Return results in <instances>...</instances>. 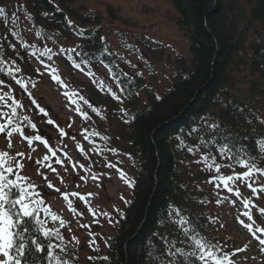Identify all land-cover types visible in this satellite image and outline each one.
Segmentation results:
<instances>
[{"label": "rangeland", "instance_id": "374dc122", "mask_svg": "<svg viewBox=\"0 0 264 264\" xmlns=\"http://www.w3.org/2000/svg\"><path fill=\"white\" fill-rule=\"evenodd\" d=\"M73 4L104 16L103 38L110 50L118 56L125 70L146 87L154 88L159 96L171 87L180 63L190 61L188 38L177 25V11L172 0H73ZM24 6V0H0V8L4 10L0 12V66L4 65L7 72L19 76L9 87L0 88V96L4 97L0 100V112L7 114L11 107H20L24 119L21 123L24 127H20L24 135L14 132L9 137L7 131L11 129L0 133V152L8 153L6 159L24 165L19 174L38 186L36 190L44 201L39 212L40 225L45 230H53L54 237L58 231L64 238L57 240L52 249L56 261L95 264L100 257L106 256L108 244L117 234L119 218L130 201L136 179L130 143L124 140L131 111L104 66L98 69L74 67L70 55L80 41L76 38L64 40L56 35L48 41L43 40L25 16ZM139 36L160 43L164 50L149 52L139 44ZM7 45L11 47L7 49ZM23 47L28 48L26 62L18 63L16 55ZM48 49H51L48 53L51 59L43 55ZM45 64L49 67L45 68ZM53 68L69 86V92L90 98L92 107L87 109V119L63 95L65 89L51 79ZM17 80L27 88L21 87ZM40 108H44L46 114L41 113ZM17 117L13 116V121ZM49 120L53 123L49 124ZM28 123L30 126L26 128ZM31 124L36 128H31ZM61 129L65 133L63 137ZM37 134L48 140V146L34 139ZM26 136L33 137L31 143ZM49 148L57 152L63 164L56 163ZM46 156L50 160H45ZM205 157L191 151L183 155L181 165L203 176L201 188L209 194L208 214L216 226L215 255H226L225 264H264V246L259 244L264 233L253 235L240 222L243 219L252 223L254 229L264 228V220H258L264 216L263 177L253 172L252 179L260 181L253 184L257 188L255 193L248 187L251 181L246 178L229 182L232 189L229 191L214 178L242 176L243 173L220 165L217 171ZM49 163L55 172L47 166ZM49 181L52 188L48 187ZM73 192L84 199L72 196ZM64 193L69 195L65 197ZM44 208L48 209L47 215ZM244 212L250 213L252 220L243 216ZM52 215L57 217L55 222ZM4 259L0 255V260ZM208 264L214 261L208 258Z\"/></svg>", "mask_w": 264, "mask_h": 264}, {"label": "trees", "instance_id": "16d2710c", "mask_svg": "<svg viewBox=\"0 0 264 264\" xmlns=\"http://www.w3.org/2000/svg\"><path fill=\"white\" fill-rule=\"evenodd\" d=\"M24 1V14L43 40L76 38L80 44L71 52L72 62L90 56L91 62L82 66H104L118 88L117 81L123 82L120 93L131 111L124 140L130 143L136 179L117 234L95 264H189L192 252L199 255L197 241L214 246L217 238L208 214L209 194L201 188L203 176L182 168L183 155L197 151L213 167H232L241 174L247 168L217 150V145L229 144L240 158L264 169V0H172L191 58L180 63L171 87L160 96L119 63L103 38L101 13L76 8L73 0ZM138 41L151 53L164 50L145 36ZM27 52L23 47L16 61L26 62ZM4 68L0 66V88L19 77ZM88 102L92 104L90 98ZM17 115L14 125L24 127L20 107ZM253 172L264 179V173ZM24 226L29 229L26 239L35 236L46 244L35 217L24 218ZM51 242L55 245L57 239L53 236ZM47 251L45 246L36 252L29 241L21 264H49ZM51 264L61 263L53 255Z\"/></svg>", "mask_w": 264, "mask_h": 264}, {"label": "snow or ice", "instance_id": "6c2138e0", "mask_svg": "<svg viewBox=\"0 0 264 264\" xmlns=\"http://www.w3.org/2000/svg\"><path fill=\"white\" fill-rule=\"evenodd\" d=\"M3 11L4 10L0 8V12ZM50 52L51 49H48L45 53H43V55L48 56V59H51V56L48 55V53ZM105 54H107L106 49ZM77 55L80 54L78 53ZM90 62V56L87 60H85L83 57H81L79 61L73 59V65L76 68H81L82 64H87ZM44 67L48 68L49 65L45 64ZM89 74L91 75V73ZM50 75L53 81L60 85L61 88L65 89L63 95L71 104L76 106V111L80 113L85 119H87V109L92 107L89 104L88 100H86L85 97L83 95H80L78 92H69L67 90L69 86L61 79L59 75H57L56 69H51ZM125 76H127V73H125ZM17 83L21 84V87L25 89L27 88V85L23 84L21 81L17 80ZM117 83L120 91L124 92L125 89L123 87V82L118 80ZM101 86H103V82H101ZM112 95L115 98H119L116 97V93H112ZM3 98V96H0V100H2ZM13 103L19 106L16 100H13ZM33 103H35V101H33ZM40 112L46 114L44 108H40ZM16 115V107H11L10 112L7 114L0 112V121H6L0 122V133H5L6 130L11 129L7 131V135L9 137H11L14 132H19L21 135H24L19 126L13 127L14 121L12 117ZM48 123L51 124L53 122L49 120ZM31 128L35 129L36 125L31 124ZM60 135L61 137L65 135L62 129L60 131ZM25 138L28 139L29 143H31L33 140L32 136H26ZM87 138L88 137L85 136V139ZM34 139L36 141L42 142L45 146H48V140L42 138L39 134L35 135ZM9 146L11 145L9 144ZM48 150L51 153V157L56 158L57 164H63V161L59 156H57V152L55 150H53L52 148H49ZM217 150L219 151L221 157L226 156V158L229 160H235L236 165H239L241 168H247L248 171L243 172L242 176L228 175L215 177L214 179L222 182L225 187H227L228 190L231 191L232 189L229 187V182L246 178L251 181L248 184V187L252 189L253 193L257 192V188L253 187V184L260 183V181L252 179L254 174L253 169L261 173H264V169L256 168V165L253 161L245 158H240L239 154L235 152L234 147L229 144H219L217 145ZM7 156L8 153L0 152V255L6 258L4 260H0V264H21V257H24L29 241L32 245L35 246L36 252H43L45 250V246L47 247V257L49 259V264H51V260L53 258L52 249L55 247V245L51 242L53 238V230H45L42 227H37L36 231L42 233L43 239L46 242L45 244L41 243L35 236H30L29 239H26L25 234L29 232V229L27 226L21 228V225L24 224V218L34 217V214L35 224H41V220L39 219V212L41 211V207L44 201L41 198L40 192L36 190L38 186L35 182H29L27 176H22L19 174V170L22 169L24 165L20 164L18 161L6 159ZM44 159L50 160V157L46 156ZM204 159H208V157H205ZM36 163H39V161H36ZM47 166L51 168L53 172L56 171V169L52 167L51 163H49ZM109 166L112 167L113 165L110 164ZM229 166L234 167V165ZM215 167L217 171H219L220 166L215 165ZM44 179L48 180V177L45 176ZM81 179H84V177H81ZM211 182L212 180H209V183ZM48 187H53L50 181L48 183ZM57 191H59V189H57ZM64 195L65 197H67L69 194L64 193ZM71 195L74 197L80 196V194L76 192L71 193ZM80 199H84V197L80 196ZM43 211L46 215L48 214L47 208H44ZM117 211H119V209H117ZM262 211H264V209H262ZM243 216L247 217L249 221L252 220V216L248 212H244ZM51 219L53 222H55L57 217L55 215H52ZM240 222L247 230L253 232V235H255L257 232L264 233V228L254 229L252 223H248L243 219ZM60 223L62 225L63 221H61ZM181 223H184V221H181ZM185 231L187 233V230ZM55 239L62 240L64 238L58 231H56ZM259 244L264 246V239H259ZM196 247L199 251V255H197V252L195 251L192 252L190 256L194 259L190 260L189 264H208V258H211L214 261V264H225V261L228 259L226 255L224 257H217L215 255V252L212 250L214 247L213 245L206 244L202 241H197ZM179 251L180 249H177V252ZM10 253H14V255ZM172 255H174V253H172ZM104 259L107 260V258Z\"/></svg>", "mask_w": 264, "mask_h": 264}, {"label": "water", "instance_id": "95a60500", "mask_svg": "<svg viewBox=\"0 0 264 264\" xmlns=\"http://www.w3.org/2000/svg\"><path fill=\"white\" fill-rule=\"evenodd\" d=\"M85 99H86V100H88V97H87V96H85Z\"/></svg>", "mask_w": 264, "mask_h": 264}]
</instances>
